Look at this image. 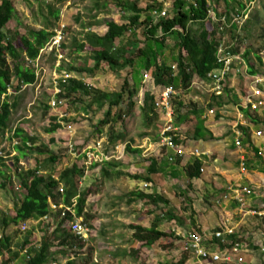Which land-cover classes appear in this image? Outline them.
I'll return each mask as SVG.
<instances>
[{
	"label": "rangeland",
	"instance_id": "1",
	"mask_svg": "<svg viewBox=\"0 0 264 264\" xmlns=\"http://www.w3.org/2000/svg\"><path fill=\"white\" fill-rule=\"evenodd\" d=\"M121 1L144 2L146 5L150 4L152 6L162 2L161 8L143 15L144 19L149 18L156 22L163 17L162 13L164 11L167 12V16H172L174 13L173 4L175 0ZM226 1L228 7L223 1L219 4L212 3L213 8L208 19L211 26L221 25L217 18L225 16L227 10L231 20L238 14L241 15L249 7L248 14H244L241 22L235 24L238 26L236 33L239 37L240 50L237 54L242 56V61L235 64L234 72L230 75L226 95L223 98H218L206 86L194 85L189 90L176 87L174 101L176 100L177 103L181 101L185 104L182 110L185 112V116H181L182 122H199L203 115L201 111L209 112L211 118L216 120L223 117L224 119L220 120L223 123L222 127L229 128L225 137L234 139V137H237L235 133L239 132L236 140L242 142L243 146L246 141L248 143L245 147L248 151H251L254 159V161H250L249 171L264 175V150L251 143L248 138L249 136L252 138L255 132L260 131L262 132L260 139H264V107L256 111H250L249 117L242 110H246L245 99L251 86L250 77L254 76L250 75L249 67L254 66L259 71L258 75L264 76V0ZM106 3H108L106 8H97V5L103 6ZM15 6L17 10L16 18L8 24L7 28L11 31L17 29L21 34H26L28 28L42 29L47 23L44 17H50L49 7L54 10L59 9V19L50 18V23L52 24L51 29L55 31L64 29L63 42L65 49L61 48L62 56L59 57L56 50L52 52L51 48H48L35 68L37 82L34 85L25 86L19 92H14L13 89L9 90L10 102L15 106L12 111L9 129L3 137H0V151L4 156L5 164L9 166V174L12 178L6 187L0 186V213L11 217L15 215L16 206L21 203L25 195L17 189L22 180L19 176L20 173L26 176L30 171L39 170L45 176L59 179L64 171L77 166L78 170L83 172L79 182L81 192L87 190L92 192L82 217L91 228V237L85 243L83 249L75 248L74 250L60 249V247H57L58 241L56 240L54 242L56 247L52 250V258H50L48 264H67L69 261L73 264H193L194 261H191V256L183 251L182 243L179 240L174 244L175 247L169 251L162 249L159 245L144 247L133 241V230L128 227V224L151 225L153 217L149 216L147 212H153V210L150 211L149 207L151 206L148 203L138 201L130 195V185L127 183L125 185L123 180L125 176L123 179L118 178L110 182L109 179L102 177L101 167L97 166V164L102 163L103 153L109 155V160L118 159L119 162H127V158L132 155V153L126 152L128 144L136 146L147 142V145L150 146L151 142L158 140V133L161 132L162 126L160 120L157 121L156 119V111L155 114L152 113L153 122L147 121L142 111L145 94L150 90L153 92L156 90L152 86V78L155 73L153 70H146L139 65L134 68L127 67L117 73H111L103 68L94 75L77 74L71 69V67L77 68L89 58L88 53H77L75 51L76 44L82 43L87 33L96 32L101 34L105 31V22L108 21H114L120 25L125 24L131 14L123 13L116 0H15ZM41 6L42 13L40 11ZM194 28H197V26H194ZM133 37L144 40L141 31L136 34L130 32L119 43L124 44ZM221 42H224V40ZM175 43L176 37H172V40L166 43L161 52L156 47L155 42L151 43L150 47L154 48L153 50L157 54V62L161 60V57L168 56L171 53ZM245 52L250 53L248 61L244 58ZM257 57L261 58V62ZM153 62H155V59ZM136 72H139V75ZM136 75L139 76L138 81L135 80ZM67 76L81 79L93 88L112 92H120L126 80L130 83L131 88L135 84L133 87H136L137 94L131 99L134 106L129 108L128 101L123 102V118L120 120L115 115L111 117V120L116 122L113 124L115 132L122 133L123 131L126 135L125 142H119L114 146L107 141L110 126H101L100 122L105 119L108 106L99 108L98 105L91 102L92 98L90 97L74 95L70 99H63L65 107L63 105H61L63 108H60L61 106L52 107V101L59 99L60 83L67 80ZM198 98H201L202 102L211 100L210 104L203 106L202 102L197 101ZM219 101H222L224 104L222 107H225V110H229V113L225 114L226 116H222L219 112L222 108L218 106ZM174 106L176 112L177 105ZM239 114H244L245 117L242 119L243 122L239 123L240 126L236 129V132H234L232 126L238 122ZM251 118H256L260 124L255 126ZM208 121L205 120V123ZM56 123L60 124L61 128L55 133H48L47 130ZM186 124L188 129L182 126V132L185 134L188 133L190 125L189 123ZM241 126L248 127L247 133L249 135L243 132ZM17 130H21L37 139V144L33 148L25 150L26 155L20 157L19 162L15 160L16 157L20 156L16 146H21L22 141L13 138ZM52 138L55 140L54 143L50 142ZM16 142L18 143L16 144ZM42 145L47 147L50 154L56 157L55 161L46 162L45 158H48L49 155L40 154L35 149ZM28 146L32 147L30 143H28ZM86 146L90 148L91 156L83 155L82 152ZM230 148L234 149L233 146H230ZM219 153L223 154L224 152L219 151ZM127 167L126 170H128ZM123 168L125 169V167ZM257 180L260 182L261 179ZM0 183H2V180H0ZM172 183L176 191L182 194L180 195L181 202L183 204L191 203L192 207L194 205L197 208L198 211L195 214L200 213L206 216L213 211L212 198L206 200L199 194V196L193 197L188 187V180L182 173ZM261 184L262 189L252 188L253 197L264 199L263 180ZM190 197L192 199H189ZM191 206L186 207V209L182 208L189 213L192 209ZM253 210L258 213L253 215L258 225H255L250 231L249 238L242 239V242L247 244L253 251V254L248 255L247 263L264 264V217L259 215V212H262L264 208ZM163 216L166 229L172 230V227L176 226L175 221H178L173 218L171 213L163 211ZM118 218L122 219L119 223L114 220ZM186 221L185 219L183 222ZM22 226L23 222L12 223L4 231L5 235L12 238L13 252L10 257V264H21L24 258L21 244L26 238H35L39 242L43 236L48 235L49 232L52 233L53 230H51L49 224H44L38 220L28 221L25 232L22 231ZM64 227L67 228V224ZM189 231H192V229ZM91 249H93V252H91ZM88 258L89 262H87Z\"/></svg>",
	"mask_w": 264,
	"mask_h": 264
},
{
	"label": "trees",
	"instance_id": "2",
	"mask_svg": "<svg viewBox=\"0 0 264 264\" xmlns=\"http://www.w3.org/2000/svg\"><path fill=\"white\" fill-rule=\"evenodd\" d=\"M116 1L123 13L131 14L127 20L128 22L120 25L114 21H108L104 24L105 33H87L85 40L76 44L75 51L77 53L86 52L89 54V58L77 68L71 67V69L77 74L88 75H94L103 68L111 73H117L126 67L134 68L137 65L146 70H153L155 74L152 78V86L156 90L155 92L150 90L145 94L142 109L146 120L149 122H153L152 113L155 112L156 101L161 98L162 93L167 88L181 87L184 90H189L195 78L207 80L209 73L219 69L217 54L222 40H224L223 43L226 47L231 48L232 53L237 54L240 51L239 37L236 33L237 25L234 24L231 28L226 27L224 31H221L220 25L211 26L209 24L208 19L213 8L212 5L219 4L221 0H175L173 15L162 17L157 22L149 18L144 19L143 15L161 8L162 2L152 6L150 4L146 5L144 2ZM107 6L108 3L103 6L97 5V8H106ZM40 11L43 12L42 6ZM227 13L229 14V11ZM227 13L225 16L230 21ZM16 15L15 0H0V137H3L9 129L12 111L15 106L10 102L9 90L13 89L14 92H19L25 86H31L37 82V72L31 63L39 58L41 51L56 36L55 30L51 29L50 18L59 19L60 10L49 7L50 17H44L47 22L45 26L39 30L28 28L26 34H21L17 29L11 31L7 28L8 24L16 18ZM194 26H197V28H194ZM139 31L144 36V40H139L134 35L135 37L126 43H119L130 32L136 34ZM172 37H176V43L171 53L168 56L161 57V60L157 62V54L154 52V48L150 47L151 43L155 42L156 47L161 52V49L165 47L167 42L172 40ZM63 41L61 47L65 49ZM249 55V52L244 53V58L247 61ZM154 59L155 62H153ZM257 59L261 62L260 57H257ZM249 73L250 75H257L259 71L254 66H250ZM136 74L139 75V72H136ZM137 75L135 77L136 81L139 80ZM133 86L135 84L131 88L130 83L126 80L120 92H112L93 88L81 79L70 77L60 83L61 91L58 98L65 100L72 98L74 95H79L80 97L92 98L91 102L98 105L99 108L108 106L105 119L100 122V125L110 126L108 139L115 146L119 141H123L126 135L115 132L113 124L116 122H113L111 117L115 115L120 120L123 118V102L128 101L129 108L134 106L131 99L137 94V89ZM175 104L177 105L178 120L181 121V111L185 104L181 101L177 103L176 100L174 101ZM223 105L222 101L218 102L219 107ZM65 106L63 105V107ZM242 110L249 117L251 109ZM155 116L157 117V115ZM251 120L255 125L258 123L255 118H251ZM59 128H61V125L56 123L47 131L48 133H55ZM242 129L243 132H246V135H249L247 128ZM13 138L22 141L21 146H16L20 156L16 157L15 160L19 162L20 157H25V150L33 148L37 144V139L21 130H17ZM50 142L54 143V138ZM28 143L32 147L28 146ZM35 149L40 154L49 155L48 158H45L46 162L56 160V157L50 154L47 147L42 145ZM126 152L141 154L142 151L132 149L131 145H128ZM150 161L147 176L130 175L115 171L114 169H117L119 164L114 161H104L103 165L105 166L101 169V174L105 179H118L126 176L132 180L146 182L142 190L132 192L130 195L137 200L149 201V203L158 207L157 210L159 211L150 228L139 224L129 225L128 227L133 230V241L135 243H139L144 247L159 245L162 249L169 251L175 247L174 244L179 240V236L174 230L161 231L159 229L160 223L163 221L161 218L163 216L162 207H171V202L163 194L148 192L149 183L155 182L157 179L155 174L158 173L157 166L159 164V160L156 158H150ZM0 165V180H2L0 186L6 187L12 177L9 174V166L5 164L3 158H0ZM202 165V160L196 159L194 164L188 168L187 176L190 180L202 176ZM82 174L83 172L78 170L77 166L64 171L59 179L45 176L39 170L30 171L26 176L20 173L21 185L24 187L26 194L21 203L16 206L14 216L0 213V258L2 264L11 263L10 257L13 252L12 238L5 235L4 231L12 223L18 224L19 222L39 220L49 215L57 217L55 229L52 233L49 232L48 235L43 236L39 242L35 238L31 239L29 237L24 240L21 249L26 250L27 253H24L21 264H48L50 258H52V250L56 247L54 244L56 240L58 241L57 247H60V249L84 248L86 242L76 237L70 229L63 227L68 220L83 217L87 201L92 195L91 190L85 192L80 190L79 182ZM61 185L64 187L63 193L59 192ZM177 196L175 194V198ZM75 199L77 204L73 208L74 214L67 212V217L64 219L61 218V210L53 211L51 208V203L59 205L60 200L63 201L65 206L72 207ZM169 209L168 212L173 215V218L182 223L183 220L179 212L174 207ZM160 210L162 214L159 213ZM227 238L230 240L228 247H232L237 241H242L237 234L230 235ZM218 243L222 245L220 241ZM223 247L225 246H221V248ZM91 252H93V249H91ZM248 257L247 255L246 259ZM89 261L88 258L87 262ZM67 264H73V262L69 261Z\"/></svg>",
	"mask_w": 264,
	"mask_h": 264
},
{
	"label": "crops",
	"instance_id": "3",
	"mask_svg": "<svg viewBox=\"0 0 264 264\" xmlns=\"http://www.w3.org/2000/svg\"><path fill=\"white\" fill-rule=\"evenodd\" d=\"M221 1L225 2L226 6L228 7V3L226 0L225 1L221 0ZM105 31L102 33H105ZM224 96L218 98H223ZM197 101L201 103L202 99L198 98ZM210 101L211 100L202 102V104H204L203 106L209 105ZM224 108L225 107H222L219 110L222 116H226L225 114L229 113V110H225ZM155 111L157 114L156 119L157 121L160 120L163 129V126L166 123V117L163 115L161 111L159 110H155ZM202 112H203V115L201 116L202 119L200 118L199 122L197 121L194 123H191L189 121L182 122V119L181 121L178 120V115L175 112V121H174L175 124H178L180 127L183 126L184 128L187 129L188 126L186 123L190 124L188 133L185 134L183 132L182 140L180 141L183 144V146L186 148L187 154L185 155L184 158H180L179 162H178L179 159L177 160V163H172L169 161V157L172 155V151L167 149L160 150V147L158 145L159 143L158 140L160 137V132H159L157 138L158 140L156 142H151L150 146L147 145V142H144L143 145H136V146H133V144H128L131 145L132 149H140L142 152L141 154L132 153L131 157L127 158L128 159L127 162L126 161L119 162L118 159L109 160V155L103 153L101 159L102 163L97 164V166H100L102 169L103 166H105L103 165L104 161L105 162L114 161L119 164V167L117 169H114L115 171H121L124 174H130V175L147 176L148 174L147 170L151 164L150 158H156L159 160V164L157 166L158 173L155 174V176H157V179L155 180V182L149 183L148 192L163 194L166 197V199H168L171 202L170 204L171 207L169 208L173 209L174 207L179 212V215L182 218V220L183 221H185V219L187 220L186 222H182V223H180L179 221L178 222L175 221L176 226H173L172 230H174L177 234H185L189 232L190 229H192V231L197 230V231H205V232H211L213 230H220V229L223 230L234 229L237 235L241 239L244 238L248 239L250 235L249 234L250 231L253 229L255 225L256 226L258 225L256 218L253 216L258 213H256L253 209L264 208V199H262V197H253V195L244 196L245 202L240 203L239 201L236 200V196H238L236 189L241 186H245L253 189L254 187L257 189H262L261 181L262 180L264 181V175L262 173L249 171V166L251 165L250 161L252 160L254 161V159L252 157L251 151H248V149L245 147V145L248 144L247 141L246 144L244 146L242 145L241 147H238L235 144V142L237 141L236 139L238 138L239 135V132H236V129L240 126L239 123L242 121V119H244L245 115L239 114L238 122L232 126V130L236 132L235 134H237V137L231 139L225 137V134L227 133L229 128H224V126L222 127L223 123H221L220 120H223L224 119L223 117L220 118L219 120H216L211 118L209 112L201 111V113ZM181 116L184 117L185 112L181 111ZM205 120L206 121L209 120V121L205 123ZM256 121L258 123L256 125L254 123L253 124L255 126H258L260 122L258 120ZM122 133L124 132L122 131ZM256 133L257 132L254 133V136H252V138L250 136L248 138L249 140H251L250 141L251 143L256 144L258 147L264 150V139H260L256 137ZM108 138L107 141L110 143V140ZM124 140L119 142H125ZM223 142L226 144H224ZM230 146H233L234 149H231ZM196 149L200 151V155L198 156L193 154V151ZM219 151L224 153L220 154ZM82 153H84L83 155L91 156L90 148H88L87 146L84 148ZM242 156L247 157L248 167L246 172H243L241 170L240 159ZM196 159H200L203 162V165L201 167L203 170L202 176L200 178H194L190 180L187 176V170L190 166L194 164ZM126 166H128L127 167L128 170H126ZM237 166L239 167L237 168ZM123 167H125V169ZM126 171L128 173H125ZM181 173L184 176H186V179L188 180V187L193 197H197L201 195L206 200L208 198H212L211 201L213 204L212 205L213 211L209 212L206 216H203L200 213L195 214L196 211L198 210L197 208L194 207V205L192 207L191 203L183 204V202H181L180 195L182 194L176 191L174 184L172 183V181H175L177 180V178H179ZM123 177L121 178L123 179ZM257 179L259 180L261 179L260 182H258ZM109 180L110 182H112L116 179H109ZM123 180L125 182V185L126 183L130 185L129 193L142 190L144 184L146 183V182H140L129 179L126 176L125 179ZM175 194L178 195L177 198H175ZM189 199L192 198L190 197ZM75 201L77 200L75 199ZM138 201L146 202V204L148 203V205L151 206L149 207L151 209L150 211L153 210L154 214L153 212H149V211L147 213H149V216L153 217L152 221H154V219L156 218V214L159 211L157 210L158 207L152 205L151 203H149V201H144V200H138ZM60 205L62 206L64 205L62 200H60ZM188 206L192 207V209L190 208L191 212L189 213L187 212V210H184ZM162 208H163L162 211L169 213L168 212L170 210L169 208H164V207ZM162 211L160 210L159 213L162 214ZM259 213H264V210ZM51 217L53 219V225L50 224L49 227H51L52 230L53 226L54 225L56 226L57 217H54V215H51ZM161 218L164 221V216H161ZM114 220L117 221V223L122 221L121 218ZM38 221L43 222L44 224L45 223L48 224L50 222V221H44L43 219L42 220L39 219ZM163 221L160 223L159 229L161 231H167L166 225L163 223ZM66 224L67 223H65L64 226ZM151 225L149 226L142 225V226L150 228ZM75 248H73L72 250H74ZM250 254H253V251L247 255ZM250 263L253 264V262ZM245 264H249V263H247L246 261Z\"/></svg>",
	"mask_w": 264,
	"mask_h": 264
},
{
	"label": "built area",
	"instance_id": "4",
	"mask_svg": "<svg viewBox=\"0 0 264 264\" xmlns=\"http://www.w3.org/2000/svg\"><path fill=\"white\" fill-rule=\"evenodd\" d=\"M247 11H249V7L238 16L234 17L229 21L226 16L217 18V21L221 24L220 30L224 31L226 27H232L234 24H238L243 19L244 14L247 15ZM162 16H167V12H163ZM210 16V15H209ZM56 36L52 38L50 43L43 49L40 53L39 58L32 62V66L36 68L41 56L47 51L48 48H51L52 52H57L59 57L61 54V43L63 41L64 29L58 31L56 30ZM230 47H226L223 42L220 43L218 47L217 60L220 65L219 69H216L208 74L207 80H201L200 78H195V82L193 81L192 86L197 85L201 87H208L209 91L217 96L222 97L225 95L228 87V82H230V75L234 72V67L236 62L240 63L242 61V56L240 54L232 53ZM60 53V54H59ZM175 68V67H174ZM68 77V76H67ZM70 77H68L69 79ZM67 79V78H66ZM64 81V80H63ZM250 90L246 95L245 106L246 109L250 108L251 111H256L264 107V76L254 75L250 77ZM175 89L173 87L167 88L161 95V98L156 101V110H159L166 117V123L163 126V129L160 132L159 137V147L161 149H167L172 151V155L169 157V161L174 163L177 162L178 159L184 158L187 154L186 148L180 142L182 140V127L175 124V106H174V96ZM64 104L63 99H54L51 103L52 107H59ZM262 136V132H257L256 137L260 138ZM18 142H16L17 144ZM236 145L238 147L242 146V143L237 140ZM194 155H200L199 150L193 151ZM0 158H4L0 151ZM241 170L243 172L247 171V157L242 156L240 159ZM1 168V165H0ZM201 172L203 170L201 169ZM1 184V183H0ZM19 192L26 194L24 187L19 184L18 188ZM238 196H236V200L240 203L245 202L244 196L253 195L252 188L241 186L236 189ZM59 192H64V187L60 186ZM77 202L74 200L72 207H67L65 205H57L51 203V208L53 211L61 210V218L67 217V212H71L74 214L73 208L76 206ZM260 216L264 217V213H260ZM42 220V219H41ZM44 221H50L48 224L53 225V219L51 215L43 218ZM67 228L71 230V232L81 240L87 242L91 237V228L90 226L82 219L77 218L73 220H68ZM55 225L53 226V230L55 229ZM64 227V226H63ZM22 231L27 230V222L23 223ZM237 234L234 229H226V230H213L211 232L205 231H189L185 234H177L179 236V241L182 243V249L187 254L191 256V261L193 260V264H245L246 263V255L251 253V249L247 244H244L242 241L235 242L232 247H228L230 245V240L227 238L230 235ZM220 241L222 245L218 243ZM221 246H225L221 248ZM27 253V251H23ZM0 264H2V259L0 258Z\"/></svg>",
	"mask_w": 264,
	"mask_h": 264
}]
</instances>
